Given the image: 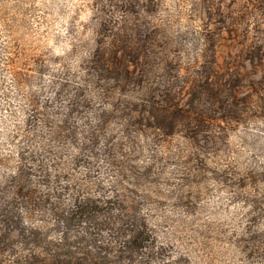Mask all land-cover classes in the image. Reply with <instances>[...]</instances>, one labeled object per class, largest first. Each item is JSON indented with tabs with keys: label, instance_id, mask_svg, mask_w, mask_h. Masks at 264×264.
<instances>
[{
	"label": "rangeland",
	"instance_id": "374dc122",
	"mask_svg": "<svg viewBox=\"0 0 264 264\" xmlns=\"http://www.w3.org/2000/svg\"><path fill=\"white\" fill-rule=\"evenodd\" d=\"M0 264H264V0H0Z\"/></svg>",
	"mask_w": 264,
	"mask_h": 264
}]
</instances>
